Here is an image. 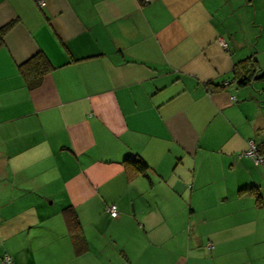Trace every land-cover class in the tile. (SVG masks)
<instances>
[{"label": "crops", "instance_id": "0c3cea01", "mask_svg": "<svg viewBox=\"0 0 264 264\" xmlns=\"http://www.w3.org/2000/svg\"><path fill=\"white\" fill-rule=\"evenodd\" d=\"M7 24L1 262L264 264V163L246 155L264 78L231 83L250 56L264 74V0H0ZM37 53L50 71L29 88Z\"/></svg>", "mask_w": 264, "mask_h": 264}, {"label": "trees", "instance_id": "16d2710c", "mask_svg": "<svg viewBox=\"0 0 264 264\" xmlns=\"http://www.w3.org/2000/svg\"><path fill=\"white\" fill-rule=\"evenodd\" d=\"M9 26L10 24H7L6 26L0 28V44L2 43L3 34ZM19 71L22 77L28 82L29 88H34L39 84L43 75L50 71V65L42 53H37L24 64L20 65ZM262 78H264V74L260 73L257 61L255 58L250 56L234 64L231 83L241 87L249 85ZM206 87L210 90H220L224 88L223 85H213L210 83L207 84ZM257 151H260L258 153H262L264 151V147L262 146V148H257ZM129 165L138 175L144 174L148 169L144 162L136 159L130 160ZM63 217L66 228L72 236L74 254L80 255L86 251L87 246L82 237L76 234V232L80 229L77 217L71 208L64 209Z\"/></svg>", "mask_w": 264, "mask_h": 264}, {"label": "built area", "instance_id": "2783aa9c", "mask_svg": "<svg viewBox=\"0 0 264 264\" xmlns=\"http://www.w3.org/2000/svg\"><path fill=\"white\" fill-rule=\"evenodd\" d=\"M143 1L149 2L150 0H143ZM40 5H43V3H41ZM246 155L250 157L255 164L264 163V151L262 153H258L257 148L252 143L249 144V147L246 151ZM106 211L111 218H115L117 215L116 207L114 205H109L106 208ZM3 262L11 263V258L9 256H5L3 258Z\"/></svg>", "mask_w": 264, "mask_h": 264}, {"label": "rangeland", "instance_id": "374dc122", "mask_svg": "<svg viewBox=\"0 0 264 264\" xmlns=\"http://www.w3.org/2000/svg\"><path fill=\"white\" fill-rule=\"evenodd\" d=\"M0 257H1V255H0ZM10 257V256H9ZM3 262H1V258H0V264H2ZM4 264V263H3Z\"/></svg>", "mask_w": 264, "mask_h": 264}]
</instances>
